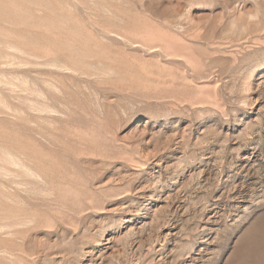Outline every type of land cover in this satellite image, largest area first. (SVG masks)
<instances>
[{
  "label": "rangeland",
  "instance_id": "obj_1",
  "mask_svg": "<svg viewBox=\"0 0 264 264\" xmlns=\"http://www.w3.org/2000/svg\"><path fill=\"white\" fill-rule=\"evenodd\" d=\"M0 264H264V0H0Z\"/></svg>",
  "mask_w": 264,
  "mask_h": 264
}]
</instances>
